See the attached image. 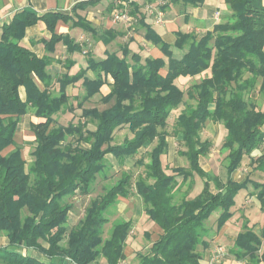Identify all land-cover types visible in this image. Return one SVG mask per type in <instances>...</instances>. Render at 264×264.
<instances>
[{"label": "trees", "instance_id": "trees-1", "mask_svg": "<svg viewBox=\"0 0 264 264\" xmlns=\"http://www.w3.org/2000/svg\"><path fill=\"white\" fill-rule=\"evenodd\" d=\"M223 1L231 13L226 21L204 36L177 32L174 44L166 43L145 22L138 4L129 3V15L163 57L143 59L128 45L121 46V55L109 52L101 60L89 55L86 70L56 77L58 91L48 71L53 59L40 58L22 44L27 28L46 23L52 33L49 41H42L48 53L55 52L59 43L70 53L84 50L69 35L56 32L59 20H72L75 27L102 37L106 44L119 34L113 30L99 34L81 18L55 12L38 16L29 10L15 13L0 26V239L8 241L0 246V264H95L101 256L108 264H119L126 257L132 223L115 222L108 237H104L105 227L119 199L133 194L142 198L146 215L162 230L147 251L137 254L138 264H201L200 247L206 248L204 237L209 231L206 223L220 212L217 228L221 229L233 216L237 194L249 184L264 212V180L234 179L246 157L249 167L264 177V151L252 156L264 145V5L263 0ZM172 2L197 8L206 0ZM87 70L96 78L88 77ZM108 76L113 79L111 90L101 100L110 106L84 107L101 93ZM200 76L186 93L192 103L175 117L183 144L179 154L189 166L173 168V174H168L162 161L169 145L167 126L186 102L177 80ZM81 80L83 93L70 96L67 87ZM71 100L78 101L86 121L58 124L59 114L74 111ZM31 109L39 121L31 124L35 147L33 160L27 163L16 136L22 117ZM208 122L221 123L227 131L222 145L227 152L225 182L205 171L200 162L212 147L201 136ZM88 123L95 130L88 129ZM123 126L133 137L113 144L115 131ZM153 143L146 161L140 150ZM109 154L121 165L127 157L134 159L142 172L135 176L122 171L115 179L110 175ZM195 176L203 188L189 198ZM99 185L101 193L92 197ZM76 197L89 201L83 217L68 229ZM242 227L234 256L248 264L264 262V252L260 255L264 228L256 233L246 221Z\"/></svg>", "mask_w": 264, "mask_h": 264}, {"label": "crops", "instance_id": "crops-1", "mask_svg": "<svg viewBox=\"0 0 264 264\" xmlns=\"http://www.w3.org/2000/svg\"><path fill=\"white\" fill-rule=\"evenodd\" d=\"M155 2L158 3V0H126V2L122 0H0V26L4 23H9L15 13L29 10L36 13L38 16L55 12L66 16H72L75 20L81 18L88 22L99 34H102L106 30H113L119 34L112 43L106 44L102 37L98 38L92 35V33L84 31L82 28L75 27L72 20L68 22L59 20L56 25V32L58 34L69 35L75 43L81 44L83 48H89L90 51L88 55H83L85 50H83V52L70 53L63 43H59L56 46L55 52L48 53L42 43L43 40L49 41L52 37V33L47 28L46 23L44 21H39L36 25L27 28L22 44L40 58L48 55L53 59L51 65L48 67V71L55 77L54 89L58 91L59 84L56 77L66 74L75 75L81 70H86L89 65V55H92L96 60L106 58L109 52H118L119 55H121V46L128 45V48L133 53H138L143 59L163 57V53L159 47L153 45L146 39L145 29L140 27L136 20L131 24L115 22L113 20V12L115 10H129V3H136L139 5L141 13L145 16V22L169 44L175 43L177 32H194L199 36H204L208 31H212L217 23L226 21L227 17L231 14L223 0H206L205 4L197 8L190 6L185 7L182 4L172 2V0H162L160 3L168 6L165 9L160 5H157V7L155 6V14L151 15L148 12V7L151 5L154 6L153 3ZM262 3L264 5V0ZM158 12L161 13L160 16ZM82 36L87 38V40L81 42L79 38ZM177 55L180 56L181 54L179 53ZM87 76L92 79L96 78V74L92 70H87ZM179 80L181 79H178L177 82ZM112 83V77L108 76L107 84L102 88L99 94L105 95L109 93ZM75 90H77L78 93H74ZM67 91L68 94L73 97L83 93L82 80L75 85L68 86ZM21 96L25 99V90L23 88L21 89ZM90 100H92V98ZM90 100L86 103L90 102ZM86 103L84 107L95 108L86 106ZM28 113L36 118V120L30 123L31 129V124L38 122L39 119L36 117L34 109H31ZM21 125L22 122L19 124L18 132L20 131ZM88 129L95 130V125L93 129ZM226 135L227 131H225V137ZM168 141L169 158L171 157L173 160L178 161L179 159L174 155V150H172L173 146L169 138ZM149 146L141 149L140 154L144 153ZM260 154L261 151L258 150L255 151L252 156L257 157ZM164 156L165 155H163V157ZM107 158L112 166H121L113 155L109 154ZM203 158L204 157L201 158L200 162L205 169L202 163ZM134 165V159L127 157L124 160V167L127 169L133 168ZM178 167L184 166L179 165L175 168ZM205 171L210 172L207 169H205ZM243 171L247 172V175L244 177L238 175L240 174V169L234 174V179L236 181L241 182L246 179L247 176H250L251 179L259 183L264 180L262 174L254 171L252 167H249V163L245 165ZM225 173V180L218 175L224 182L227 180V170ZM255 175L257 179L253 178ZM129 199L134 201L133 210L130 215L120 218L119 221H130L132 223L131 232L135 231L138 238L135 240L130 232L125 247L126 257L119 264H138L137 254L147 251L150 245L162 234L160 227L146 215L143 200L139 195L133 194L129 198H120L116 207L118 205H124V201ZM79 201L85 206L86 202H88V197L80 198ZM232 212V218H230L221 229L217 228V220L220 216V212H216L211 216V218L214 216H216V218L211 222L210 226H207L209 231L204 237L207 243L206 248L200 247V252L202 254L201 264H248L246 260H238L233 254V249L238 235L243 231L242 226L245 221L248 222L249 227H252L256 233H260L264 228V212L261 209V201L252 184H249L247 188L241 190L237 194ZM72 216H75L73 211L69 214L68 229L72 228L80 220H76ZM1 239H3V242L5 241L3 244V247H5L8 242L7 238L2 237ZM263 252L264 239L262 240L260 255ZM102 262L103 264H108L106 259L102 256L99 257L95 264H102ZM260 264H264V262Z\"/></svg>", "mask_w": 264, "mask_h": 264}, {"label": "rangeland", "instance_id": "rangeland-1", "mask_svg": "<svg viewBox=\"0 0 264 264\" xmlns=\"http://www.w3.org/2000/svg\"><path fill=\"white\" fill-rule=\"evenodd\" d=\"M160 2H162V0H158V3L155 2V3H153L154 6H152V5L151 6L154 8H156L157 5H160L161 7H163L164 5L161 4ZM79 39L81 42L87 40V38H84V36L80 37ZM83 49L86 51V53H84V54L82 53V54L88 55L90 49L89 48H83ZM180 79L181 80H179L177 82V84L185 92V101L186 102L183 105H181L179 107V109L171 115L170 121H169L168 126H167V132L169 134V140L173 146L172 150H174V153H175L174 155L179 160L175 161V160H173V158H171V157L169 158V151L167 150L165 156L163 157V161H164L163 164H164V168L168 174H173V168H175L176 166L183 165L186 168L189 166V164H187V160L184 157L180 156V154H179V151L183 150V144H182V140H181V134L177 133L178 128L175 125V117L179 112H181L187 108V104L192 103V102L188 101L186 93H187V90L189 89V87L191 85L200 81L201 76L196 77V78H186V79L180 78ZM74 93H78L77 90H75ZM102 96H103L102 94L96 95L95 97L92 98V100H90V102L86 103V106L95 107V108H98L100 110L108 108L110 106V104H103V102L101 100ZM253 97L257 98V94L254 93ZM71 102L73 104L74 111L59 114L56 118L58 121V124H62V125L66 126L70 123L77 124L78 122H85L86 121L85 119H83L81 117L82 110L77 108L78 101L77 100H71ZM34 120H36V118H34V116L32 114L28 113V114L24 115V117H22V121H21L22 125L20 128V131L18 132V134L16 136L17 146H20L22 148L23 157L27 161V163H31V161L33 160L32 152L34 151L35 146H34V139H33L34 135L30 129V123H31V121H34ZM93 127H94V125L92 123H88V128L93 129ZM225 131L226 130L224 129V126L221 123L208 122L207 125L205 126V128L203 129V131L201 132L202 139L203 140H209L212 143V147L210 149L209 154L206 155L202 159L203 166L205 167V169H207L211 173L219 175L224 180L226 179V173H225L226 172V169H225L226 159H225V157L227 155V152L222 148V145H223L224 138H225ZM132 137H133V134L131 133L129 128L127 126H123L121 128H118L115 131L113 144H121L124 142V140L126 138H132ZM155 143H153L151 146H149V148L144 153H141V155L146 158V161H148L146 153H148L154 147ZM12 149H13V147L7 149L4 152V154L8 153ZM260 151L261 152L264 151V145H263V149ZM139 158H140V156H139ZM249 162H250V158L246 157L244 160L243 166L240 168V174H238V175H241L243 177L245 175H247V172H244L243 169L245 168V165L248 164ZM115 166H112L111 171H110V175L114 176L115 179L120 176V173L122 171H126V170L132 171V173H134V175L136 176L137 174L141 173L143 170V167H137L135 165L131 169H127L126 167H124V165H121V166L119 165L116 167ZM253 178L257 179V176L255 175ZM178 180L181 181L182 178L178 177ZM195 180H196V184L194 185L193 189L189 193V198H193L203 188V182L200 179V177L195 176ZM101 186L102 185H99L97 187V191L95 194L92 195V197L96 196L98 193H101V191H102ZM180 198H181V196H178L177 200H180ZM79 199H80V197H76L72 200L75 202V207L73 209V213L75 214V216L74 217L72 216V217L75 218L76 220L81 219L83 217L84 208L88 204V202H86L85 206H83L84 204H81ZM88 201H89V198H88ZM132 201H133L132 199L124 201V203H125L124 205H118L110 213V215H109L110 221L105 227L104 237H108L109 231L115 222L119 221L120 218H122L124 216H128L131 214V211L133 210V207H134V201L133 202ZM251 209H252V206H251ZM251 209H249V210H251ZM215 218H216V216L212 217L211 220L206 223V226H210L211 222L214 221ZM131 236L133 238H135V240L138 238L135 231L131 232ZM4 242H3V239H0V246L3 247ZM102 264H103V262H102ZM131 264H133V263H131Z\"/></svg>", "mask_w": 264, "mask_h": 264}, {"label": "built area", "instance_id": "built-area-1", "mask_svg": "<svg viewBox=\"0 0 264 264\" xmlns=\"http://www.w3.org/2000/svg\"><path fill=\"white\" fill-rule=\"evenodd\" d=\"M155 11L156 10H155L154 7H152V6H149L148 7V12L151 15H154L155 14ZM158 15L160 16L161 13L158 12ZM112 16H113V20L115 22H124V23H127V24H131V23L135 22V19L132 16H130L129 13H128V11H126V10H123V11H121V10H115L113 12V15ZM84 53H86V51H84Z\"/></svg>", "mask_w": 264, "mask_h": 264}]
</instances>
